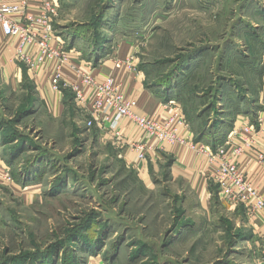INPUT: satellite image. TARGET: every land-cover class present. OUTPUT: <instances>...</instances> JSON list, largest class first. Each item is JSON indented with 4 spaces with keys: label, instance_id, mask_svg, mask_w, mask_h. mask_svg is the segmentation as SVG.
<instances>
[{
    "label": "rangeland",
    "instance_id": "1",
    "mask_svg": "<svg viewBox=\"0 0 264 264\" xmlns=\"http://www.w3.org/2000/svg\"><path fill=\"white\" fill-rule=\"evenodd\" d=\"M56 4L60 50L91 66L129 39L145 87L179 105L192 143L212 153L240 125L264 122V0ZM10 57L13 69L0 67V179H11L0 183V264L262 263L260 231L209 178V196L183 184L170 148L153 163L124 156L70 89L47 99Z\"/></svg>",
    "mask_w": 264,
    "mask_h": 264
},
{
    "label": "built area",
    "instance_id": "2",
    "mask_svg": "<svg viewBox=\"0 0 264 264\" xmlns=\"http://www.w3.org/2000/svg\"><path fill=\"white\" fill-rule=\"evenodd\" d=\"M58 15L56 0H30L8 2L0 0V32L11 41L12 56L35 74L43 66H52L50 88L70 89L77 107L87 112L88 126H96L105 139H110L123 148L124 156L153 163L157 155L168 148L179 146L197 157L203 158L209 168L221 200L230 206L242 205L256 214H264V194L259 186L264 185V122L258 128L240 125L233 132L226 146H218L210 152L204 145L192 143L189 123L184 115L175 110L166 119L142 116L135 112L137 101L125 93V81L115 77L96 78L77 70L69 57L60 50L54 38L52 22ZM136 57L131 54L125 61L128 73L135 70ZM75 71L78 82L66 80L63 68ZM127 125L143 134L141 141H129L123 135L122 126ZM253 159L260 171L249 178L241 167L242 159ZM2 174L0 183L10 181ZM261 239L264 264V230Z\"/></svg>",
    "mask_w": 264,
    "mask_h": 264
},
{
    "label": "crops",
    "instance_id": "3",
    "mask_svg": "<svg viewBox=\"0 0 264 264\" xmlns=\"http://www.w3.org/2000/svg\"><path fill=\"white\" fill-rule=\"evenodd\" d=\"M8 2H13L15 0H7ZM35 0H30V7H33ZM12 42L5 40L0 32V67L6 70L13 69L10 66L12 61ZM135 45L129 39L118 40L115 50L109 53L104 58H101L96 64L88 66L87 64L81 65V62L77 58L72 57L70 63L75 65L77 70L85 74H89L96 78H105V77H115L116 79H121L125 81V93L130 99L137 101V107L135 112L142 116L157 117L161 115L163 119H166L170 113H173L175 110L180 111L181 109L176 102L173 100L164 101L163 98L156 96L151 89L145 87L144 77L142 72L138 71V68L135 67V70L131 73H128L125 69V61L131 55L135 54L136 50ZM10 59V60H9ZM79 62V63H78ZM8 71V70H7ZM52 71V66H43L38 72L34 74L36 82L39 84L40 94L47 95L48 97L56 96L59 100L62 98L61 92H53L50 88V75ZM63 75L66 80H72L73 82H78L79 78L76 75L75 71L70 70L67 67H64ZM33 75V74H31ZM53 101V98H52ZM182 113V112H181ZM192 127V125H191ZM193 128V127H192ZM123 135L129 141H141L143 140V134L130 126L123 125ZM189 136H192L189 130ZM169 155L171 159V172L174 174V177L182 181L183 184L188 183L190 189L199 191L200 194H205L209 196V190L205 188L207 186L206 178H209L211 182V169L207 165L206 161L203 158L197 157L194 154L190 153L187 149L181 148L179 146H174L170 148ZM241 167L246 172L249 178H255L256 168L253 159H242ZM214 185V184H213ZM212 186V185H210ZM262 194H264V185H258ZM221 200V198H220ZM202 202L209 204L210 200L204 199ZM236 207L230 212L235 213L234 211L243 210L245 212V223L250 227L253 232H261L264 230V214H256L252 211L247 210L242 205L232 206ZM229 210V209H227Z\"/></svg>",
    "mask_w": 264,
    "mask_h": 264
},
{
    "label": "trees",
    "instance_id": "4",
    "mask_svg": "<svg viewBox=\"0 0 264 264\" xmlns=\"http://www.w3.org/2000/svg\"><path fill=\"white\" fill-rule=\"evenodd\" d=\"M20 64V63H19ZM21 66H24L23 64H21ZM218 147V146H217ZM217 147H215V148H217ZM213 149V148H212ZM211 149V150H212ZM215 150V149H214ZM82 250H80V252H81ZM76 259H77V257L76 258H74L73 260H70L69 261V263L68 264H76Z\"/></svg>",
    "mask_w": 264,
    "mask_h": 264
}]
</instances>
